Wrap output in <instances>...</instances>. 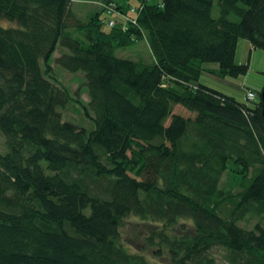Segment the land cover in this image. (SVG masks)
Wrapping results in <instances>:
<instances>
[{"label": "trees", "instance_id": "1", "mask_svg": "<svg viewBox=\"0 0 264 264\" xmlns=\"http://www.w3.org/2000/svg\"><path fill=\"white\" fill-rule=\"evenodd\" d=\"M74 2L99 7L81 20ZM106 6L135 8V24L102 29ZM0 20V264H157L120 240L128 215L160 227L144 241L170 264H216L215 246L224 264H264L259 92L238 102L199 80L245 72L240 38L264 50V0H0ZM141 40L149 62L113 54ZM56 45L83 74L91 128L61 117Z\"/></svg>", "mask_w": 264, "mask_h": 264}, {"label": "rangeland", "instance_id": "2", "mask_svg": "<svg viewBox=\"0 0 264 264\" xmlns=\"http://www.w3.org/2000/svg\"><path fill=\"white\" fill-rule=\"evenodd\" d=\"M99 7L93 3L84 2H74L73 9L80 16L81 20H85L87 15L94 8ZM217 4L213 3L212 7L209 9L211 16L217 15ZM104 19H108L109 15L103 14ZM229 19L232 21L236 20L233 14L229 15ZM1 24H5V21L0 20ZM101 28L105 29L104 24H101ZM72 31V36L80 38L75 30ZM65 51L59 45H56L54 51L52 52L49 60L51 67V79L58 85L62 87L69 96V101L60 109L61 117L63 120H69L76 123L79 126H84L85 128H91L92 124L88 118L83 115L82 110L74 100L77 99L81 104L86 103V88L83 79V74L81 71L68 72L62 69L54 62V58L57 57L61 52ZM113 54L117 57L129 58L132 60H140L144 62L150 61L149 50L143 40L136 42L133 45L126 47H119L113 50ZM234 63L246 65L247 68L244 73L239 74L235 77L225 76L216 77L208 72H203L200 74V82L203 84L214 88L221 93L233 97L238 102L248 101L245 98L246 89L251 90L256 94L260 91L262 85L264 84V50L259 48L250 47L249 43L245 39H238L236 42L235 52H234ZM208 67L212 62L204 63ZM43 68V65L40 63ZM173 112L182 114L189 113L185 108L180 105H175L173 107ZM168 120L164 122L166 124ZM3 138L0 134V152L3 151ZM229 184H232V188L235 191L237 186L231 181L230 175L225 172L220 180V187L223 189H228ZM258 218L247 215L243 220L238 222V225L243 228H251L252 225L257 221ZM156 225L149 224L145 221L139 220L137 217L128 215L119 220L118 231L120 234V240L128 248V250L133 252H138L143 254L147 259L157 264H170V259L166 250H160L161 255L155 256V246L146 245L145 238L148 234L156 229H159ZM179 226L175 225L172 228H167L165 231H178ZM209 254L213 257L216 264H224V250L221 247L215 246L210 249Z\"/></svg>", "mask_w": 264, "mask_h": 264}, {"label": "built area", "instance_id": "3", "mask_svg": "<svg viewBox=\"0 0 264 264\" xmlns=\"http://www.w3.org/2000/svg\"><path fill=\"white\" fill-rule=\"evenodd\" d=\"M105 10L106 13L109 15V18L103 22L105 27L108 28L118 27L119 29L124 30L127 25L129 24L134 25L136 22L137 12L135 8L130 7L125 13L114 10L109 6H106ZM245 98L248 101L254 100L255 99L254 92L246 89Z\"/></svg>", "mask_w": 264, "mask_h": 264}, {"label": "water", "instance_id": "4", "mask_svg": "<svg viewBox=\"0 0 264 264\" xmlns=\"http://www.w3.org/2000/svg\"><path fill=\"white\" fill-rule=\"evenodd\" d=\"M259 100H260V114L264 122V87L259 91Z\"/></svg>", "mask_w": 264, "mask_h": 264}, {"label": "crops", "instance_id": "5", "mask_svg": "<svg viewBox=\"0 0 264 264\" xmlns=\"http://www.w3.org/2000/svg\"><path fill=\"white\" fill-rule=\"evenodd\" d=\"M250 45V44H249ZM251 47V46H250ZM203 68L204 69H215L216 68V64H212V65H210L209 67H208V65H205V64H203ZM203 72H205L206 73V71L204 70V71H202L201 73H203ZM200 73V74H201ZM210 74V73H209Z\"/></svg>", "mask_w": 264, "mask_h": 264}]
</instances>
